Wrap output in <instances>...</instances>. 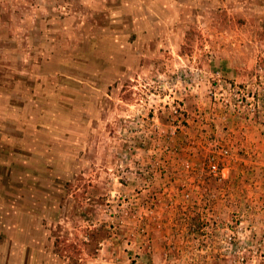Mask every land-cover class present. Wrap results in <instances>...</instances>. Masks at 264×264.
Returning a JSON list of instances; mask_svg holds the SVG:
<instances>
[{
  "label": "rangeland",
  "instance_id": "obj_1",
  "mask_svg": "<svg viewBox=\"0 0 264 264\" xmlns=\"http://www.w3.org/2000/svg\"><path fill=\"white\" fill-rule=\"evenodd\" d=\"M0 264H264V0H0Z\"/></svg>",
  "mask_w": 264,
  "mask_h": 264
},
{
  "label": "built area",
  "instance_id": "obj_2",
  "mask_svg": "<svg viewBox=\"0 0 264 264\" xmlns=\"http://www.w3.org/2000/svg\"><path fill=\"white\" fill-rule=\"evenodd\" d=\"M226 150H222V154H226ZM207 170L209 173L218 181L220 180V169L218 167V163L213 156L208 157L207 159ZM187 197V195H185Z\"/></svg>",
  "mask_w": 264,
  "mask_h": 264
}]
</instances>
